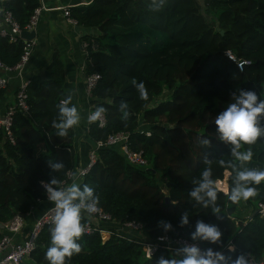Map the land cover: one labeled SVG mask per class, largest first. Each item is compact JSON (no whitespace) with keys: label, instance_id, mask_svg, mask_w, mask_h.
I'll use <instances>...</instances> for the list:
<instances>
[{"label":"trees","instance_id":"1","mask_svg":"<svg viewBox=\"0 0 264 264\" xmlns=\"http://www.w3.org/2000/svg\"><path fill=\"white\" fill-rule=\"evenodd\" d=\"M151 3L91 0L69 8V16L82 32L79 40L88 42L92 36L96 42L94 49L87 48L83 60L84 76L92 72L99 75L88 104L92 109H106L102 127L87 125L89 145L83 151L87 154L95 141L122 131L128 134V147L140 151L147 161L144 167L135 166L125 160L117 146L99 147L94 150L95 161L77 182L95 190L100 198L98 207L109 213L115 225L140 222L138 239L167 235L191 240L196 221L203 220L216 224L222 238L220 245L197 241L202 250L212 247L233 259L246 253L264 260V217L253 213L255 204L264 202V181L251 185L258 195L246 200V205L254 206L248 219H237L234 212L238 203H232L228 196L235 172L218 164L222 159L236 164L237 170L264 169V138L242 146L241 151L251 148L253 157L240 163L231 155V146L219 139L214 124L215 116L231 102L233 91L254 90L264 98V0H203L202 5L197 0H164L159 10H152ZM38 5L39 0H0V11H9L23 26ZM205 15L212 21H206ZM20 51V41L0 36L3 64L12 66ZM225 51L234 61L224 55ZM239 61L245 62L240 69L236 65ZM27 78L26 110L15 111L11 117L13 144L0 130V223L20 214L30 225L36 207L49 204L41 181L48 182L53 176L62 181L65 172L79 164L72 146L73 128L61 137L52 126L58 117L59 99L67 98L57 54L51 56L42 78ZM133 81L144 83L146 100L140 98ZM6 87L0 89V99L5 97ZM163 90L166 96L157 100ZM121 101L128 104L127 121L121 118ZM56 162L64 164L58 172L50 167ZM206 167H211L215 182L227 173L226 193L216 189L221 219L189 196L193 181ZM160 184L166 186V193ZM183 212H188L189 223L181 227ZM161 220L171 223L172 230L165 233L158 227ZM114 223L102 226L110 229ZM77 242L82 251L68 264H157L161 256L174 255L158 248L146 258L135 240L113 234H83ZM229 245L234 251H228ZM49 246V227L45 226L24 264H48L45 252Z\"/></svg>","mask_w":264,"mask_h":264},{"label":"clouds","instance_id":"2","mask_svg":"<svg viewBox=\"0 0 264 264\" xmlns=\"http://www.w3.org/2000/svg\"><path fill=\"white\" fill-rule=\"evenodd\" d=\"M164 4V0H152L149 7L152 10H159ZM140 98L147 99L148 93L143 82L136 83ZM231 102L226 108L220 111L214 119L216 132L219 139L230 145V153L236 161L240 163L249 162L253 157L251 148L241 151L243 145L255 144L259 138H264V98L254 90L239 89L230 93ZM57 120L52 122L53 128L57 130L58 136H66L68 130L77 126L80 122V114L77 107L72 104V95L61 101L58 106ZM106 111L102 106L97 107L90 115L89 121L95 122ZM119 111L122 113V120L127 121L130 112L126 101H121ZM207 145L208 141H202ZM209 161L206 159L205 164ZM221 167L231 168L235 172L234 185L228 193L232 203H239L241 200H248L258 195V191L251 185H259L264 181V169H242L237 170L236 164L231 161L219 160ZM54 172L63 169L62 162L50 164ZM194 186L189 191V196L205 208H211L217 219H221V209L216 204L217 190L215 181L212 179L211 167H206L200 174L199 179L193 181ZM45 190L47 200L53 205L52 217L50 221V246L45 252V259L48 264H68V261L74 255L82 251L80 240L84 234L85 228L82 221V213L92 215L98 211L99 196L95 190L88 184L81 185L77 178L73 177V182L61 187V181L53 176L48 182L41 181ZM189 223L188 212H183L180 216L179 224L181 227ZM158 227H161L166 233L172 230L171 223L167 221H158ZM222 232L216 224L205 223L203 220H197L195 230L191 232L190 239L194 242L183 244L174 251V255L165 258L161 256L157 264H249L248 255L241 253L233 259L225 256L223 252L212 247L201 249L197 243L208 242L211 245H220ZM161 241L164 236L159 237ZM228 251H234L232 245L228 246Z\"/></svg>","mask_w":264,"mask_h":264},{"label":"built area","instance_id":"3","mask_svg":"<svg viewBox=\"0 0 264 264\" xmlns=\"http://www.w3.org/2000/svg\"><path fill=\"white\" fill-rule=\"evenodd\" d=\"M90 1L91 0H88L87 4ZM40 9L41 6L39 5L35 7L23 26H19L17 24L9 11H0V36L7 37V39L11 42H21L19 57L12 66L5 65L0 61V89L4 88L8 84L9 74H13L17 80L12 102H10L0 113V130L4 135V138L11 144H13V137L10 131L11 117L15 111L25 112L26 110L25 100L28 78L25 75V68L28 64L34 46L33 38L25 39L20 36V33L21 31H31L34 29L38 20ZM62 13L69 22L75 23V20L69 16V7H64ZM79 47L83 51L84 56H86L87 48L94 49L96 47L94 37L91 36L88 42L80 40ZM224 55L228 59L234 61V58L229 51H225ZM243 63L245 62L239 61L236 62V65L240 69ZM81 69L83 70V67ZM98 79L99 75L95 72L84 76L83 93L85 98L89 99L90 92ZM61 101H63V99H59L58 102L61 103ZM94 111L95 109H92L91 105H89L86 113L87 125L89 123H96L97 127H102L105 123L104 114H102L95 122L89 121V117ZM144 134L148 135L149 133L148 131H144ZM127 140L128 134L121 131L111 133L103 140L95 141L93 146L87 151L85 164H78V166L67 170L65 172V178L61 181L60 186L66 187L73 182L74 176L78 179L84 175L95 161L94 150L103 146H117L120 153L128 163L140 167L146 166L147 161L142 157L141 152L132 151L127 145ZM218 190L226 193V189ZM46 201L49 203V207L39 217L35 218L30 225H26L25 217L20 214H14L4 223H0V264H24L23 260L29 259V254L33 250L35 241L42 228L45 226L50 228L51 226L50 221L52 217V208L54 206L47 200V197ZM254 211L260 217H264V202H257L255 204ZM82 215L84 216V220L81 222L85 228L84 234L98 232L101 236H109L110 234H113L119 237H126L127 239L135 240L140 245L143 251V256L146 258H148L158 248L174 253L175 249L183 244L194 243L193 241L180 236L169 237L167 235H159L152 240H146L143 237L138 239L137 233L142 227L140 222H116L115 225L109 213L103 211L100 207H98V211L92 215L87 213H82ZM106 222L114 223L113 227L110 229L104 228L102 225ZM161 236L165 237L163 241L159 239ZM247 255L249 264H264V260L258 261L251 255Z\"/></svg>","mask_w":264,"mask_h":264},{"label":"crops","instance_id":"4","mask_svg":"<svg viewBox=\"0 0 264 264\" xmlns=\"http://www.w3.org/2000/svg\"><path fill=\"white\" fill-rule=\"evenodd\" d=\"M87 2L88 0H39L41 9L33 29L34 46L25 68L27 77L37 75L42 78L51 56L53 53L57 54L63 69L62 90L67 96L72 95V104L77 107L80 114L79 124L73 127L74 140L72 144L78 154L79 164H82V159L86 154L85 149L89 145L86 136V113L89 105L88 99L83 93L84 75L81 69L84 66V53L79 47V36L82 32L75 23L69 22L62 12L64 7L86 5ZM8 77L5 97L0 99V113L8 101L12 102V93L17 82L13 74H9ZM81 154L84 155L83 158H81ZM44 205L46 208L39 215L34 216L39 217L49 207V204L44 203Z\"/></svg>","mask_w":264,"mask_h":264},{"label":"rangeland","instance_id":"5","mask_svg":"<svg viewBox=\"0 0 264 264\" xmlns=\"http://www.w3.org/2000/svg\"><path fill=\"white\" fill-rule=\"evenodd\" d=\"M202 1L203 0H197L198 4L199 5H202ZM205 20L210 22L212 21V17L210 15H205L204 16ZM166 91L163 90V92L161 94H159L156 99H160V98H163L164 96H166ZM84 155L81 154V158H83ZM226 176L227 174L224 173V176L222 178V180L226 179ZM221 182H226V181H221ZM160 188L162 190L163 193H166V186L160 184ZM215 188H216V185H215ZM217 189V188H216ZM167 197V196H165ZM46 208V206L43 204H40L36 207L35 211H34V214H32L33 216L34 215H39L44 209ZM254 206H253V203L250 204V205H246V200H241L238 204H237V209H235V212H234V216L237 217V219H241V220H247L248 217L250 216V211L253 210ZM35 218L38 217V216H34ZM27 219V218H26ZM27 260V259H26ZM25 260H23V263H24Z\"/></svg>","mask_w":264,"mask_h":264},{"label":"water","instance_id":"6","mask_svg":"<svg viewBox=\"0 0 264 264\" xmlns=\"http://www.w3.org/2000/svg\"><path fill=\"white\" fill-rule=\"evenodd\" d=\"M221 33H222V32L220 31V34H221ZM20 36L23 37V38H25V39L33 38V37H34V31H33V30H31V31H21ZM226 179H227V176H226ZM226 179H225V180H226ZM166 186H167V183H166ZM226 188H227V187H226ZM164 201H165V202H168V198L165 197V198H164ZM253 213H256V212L253 211Z\"/></svg>","mask_w":264,"mask_h":264},{"label":"bare ground","instance_id":"7","mask_svg":"<svg viewBox=\"0 0 264 264\" xmlns=\"http://www.w3.org/2000/svg\"><path fill=\"white\" fill-rule=\"evenodd\" d=\"M222 181H225V180L223 179ZM215 185H216V187L218 189H221V190H225L226 189V182L216 181Z\"/></svg>","mask_w":264,"mask_h":264}]
</instances>
